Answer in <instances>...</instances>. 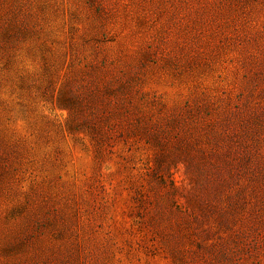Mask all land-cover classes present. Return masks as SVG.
Listing matches in <instances>:
<instances>
[{
    "label": "rangeland",
    "instance_id": "1",
    "mask_svg": "<svg viewBox=\"0 0 264 264\" xmlns=\"http://www.w3.org/2000/svg\"><path fill=\"white\" fill-rule=\"evenodd\" d=\"M0 264H264V0H0Z\"/></svg>",
    "mask_w": 264,
    "mask_h": 264
}]
</instances>
